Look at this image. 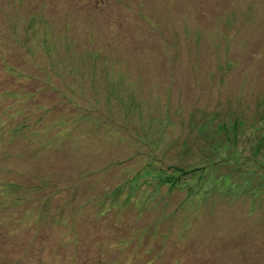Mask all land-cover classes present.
<instances>
[{
  "label": "rangeland",
  "instance_id": "obj_1",
  "mask_svg": "<svg viewBox=\"0 0 264 264\" xmlns=\"http://www.w3.org/2000/svg\"><path fill=\"white\" fill-rule=\"evenodd\" d=\"M0 264H264V0H0Z\"/></svg>",
  "mask_w": 264,
  "mask_h": 264
},
{
  "label": "trees",
  "instance_id": "obj_2",
  "mask_svg": "<svg viewBox=\"0 0 264 264\" xmlns=\"http://www.w3.org/2000/svg\"><path fill=\"white\" fill-rule=\"evenodd\" d=\"M19 130V129H18ZM12 131H15L14 129ZM17 131V130H16ZM151 149V153L155 152L153 150V148L149 147ZM249 161V160H248ZM250 164V166H254V164H257V161H254L253 159L250 160V162H248ZM166 169V168H154V167H150L144 175L146 176H152L153 178H155V181L158 184V188H161L163 186H167L169 189L173 190L175 188L178 187H189L188 190L192 191L193 187H197L198 185H202L203 180L202 177L200 176L199 179H195L192 177H188L187 175H190L193 171H187L184 170V168H179V167H173V169ZM197 170H199L197 168ZM196 172V169L195 171ZM140 178L138 177L139 180ZM150 179V178H149ZM214 182V181H213ZM137 185H139L137 183ZM260 188H255V190L253 191V194L256 196L260 195ZM157 190V188H156ZM201 191V190H200ZM199 190L197 191V193L200 192ZM205 191V190H204Z\"/></svg>",
  "mask_w": 264,
  "mask_h": 264
}]
</instances>
